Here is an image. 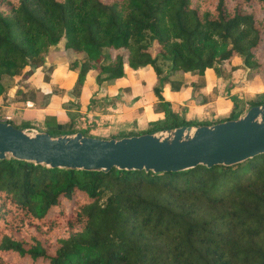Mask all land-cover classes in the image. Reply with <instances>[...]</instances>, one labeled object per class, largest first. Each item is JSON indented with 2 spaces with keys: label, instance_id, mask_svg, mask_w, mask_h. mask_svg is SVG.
<instances>
[{
  "label": "trees",
  "instance_id": "1",
  "mask_svg": "<svg viewBox=\"0 0 264 264\" xmlns=\"http://www.w3.org/2000/svg\"><path fill=\"white\" fill-rule=\"evenodd\" d=\"M65 50L81 56L77 85L86 73L96 84L126 71L156 77L161 117L116 119L103 138L212 124L264 103L262 92L229 96L226 116L195 121L162 94L167 75L207 72L229 83L237 68L264 89V0H0V95L29 64ZM158 61L169 62L166 76ZM6 121L63 133L49 116ZM0 264H264V153L160 173L0 160Z\"/></svg>",
  "mask_w": 264,
  "mask_h": 264
},
{
  "label": "crops",
  "instance_id": "2",
  "mask_svg": "<svg viewBox=\"0 0 264 264\" xmlns=\"http://www.w3.org/2000/svg\"><path fill=\"white\" fill-rule=\"evenodd\" d=\"M235 64L239 63L237 58ZM82 63L78 52L65 50L57 52L52 59H45L42 64L28 68L19 75L5 93L0 95V116L13 123H41L44 118H53V123L63 133L81 132L77 119L94 127L96 133L105 132L114 120H136L138 123L156 120L161 117L160 112L150 113L152 100H149L150 89L155 76L150 69L137 72L126 71L124 78L117 81L96 84L89 73L84 75L83 82L76 84L79 64ZM30 71V72H29ZM246 70L237 69L231 72L229 83L205 72L201 76L194 74L176 75L169 77L163 87V96L170 102L171 107L183 110L184 116L199 121L212 120L226 116L231 108L229 96L247 99L255 93H263L262 83L254 82L245 75ZM243 73V77L239 75ZM140 77V76H142ZM177 79L180 86L173 83ZM230 84L229 91L225 89ZM175 86V87H174ZM103 88L101 100L106 104L111 98L127 99L121 103L120 112H113L108 108L96 110L94 98ZM100 92V91H99ZM35 128L33 126H24ZM101 137V134L99 136Z\"/></svg>",
  "mask_w": 264,
  "mask_h": 264
},
{
  "label": "water",
  "instance_id": "3",
  "mask_svg": "<svg viewBox=\"0 0 264 264\" xmlns=\"http://www.w3.org/2000/svg\"><path fill=\"white\" fill-rule=\"evenodd\" d=\"M264 153V103L234 119L102 138L77 131L52 136L0 120V160L47 168L107 172H177L196 165L230 166Z\"/></svg>",
  "mask_w": 264,
  "mask_h": 264
},
{
  "label": "rangeland",
  "instance_id": "4",
  "mask_svg": "<svg viewBox=\"0 0 264 264\" xmlns=\"http://www.w3.org/2000/svg\"><path fill=\"white\" fill-rule=\"evenodd\" d=\"M237 62V60H235V59H232V60H230L229 61V63L227 64V68H228V65L229 64H235ZM33 64L34 63H31V64H29L28 65V68L30 69V68H32L33 67ZM158 66L161 68V73H160V76H166L167 74H168V72H169V67H170V64H169V62H165V61H158ZM237 69H241V68H237ZM237 69H235V70H237ZM28 70V69H27ZM234 70V71H235ZM243 70V69H242ZM30 72V71H29ZM243 73H241L240 75H239V77H243V75H242ZM155 76V75H154ZM140 77H142V78H144L143 77V75L142 76H140ZM155 78V80H154V85L156 84V77H154ZM165 79H169V77H168V75L165 77ZM165 84H167V82H164ZM163 83V85H165ZM182 84V83H181ZM180 83L175 87L176 89H179L180 87H183V86H185V84L183 85V86H180L181 85ZM183 88H186V87H183ZM100 91V92H99ZM97 93H96V97L94 98V106H95V108H96V110H99V109H101V108H108L109 110H111V111H113V112H120V105H121V103H125V102H127V99L128 98H125V99H121V98H119V97H117V98H111L110 100H111V102L109 103V104H106L105 102H103L100 98H101V96H102V94H103V88H101L100 90H99ZM149 100H154L153 101V103H152V107L151 108H149V110H148V114H147V116H151L150 115V113L152 112V113H154V112H158V110H157V107H158V103H156L155 102V97L154 96H151L150 95V97L148 98ZM177 110H178V108H176ZM176 109L173 107L172 108V111L174 110V111H176ZM179 111H181V110H179ZM0 118L1 119H5L4 117H2V116H0ZM77 125L79 124V128L81 129V131H83V130H85V129H87L89 126L90 127H92L91 126V124L90 125H86L85 123H84V121L83 120H81V119H77ZM141 127H139V128H142V129H145V128H148V125H140ZM93 127H94V125H93ZM130 127H134V128H137L136 126H135V124L134 123H130ZM139 128H137V129H139ZM97 134H101V135H107V133H105V132H102L101 131V133H99V132H97ZM113 137H115V138H117V136H113ZM103 138V137H102Z\"/></svg>",
  "mask_w": 264,
  "mask_h": 264
}]
</instances>
